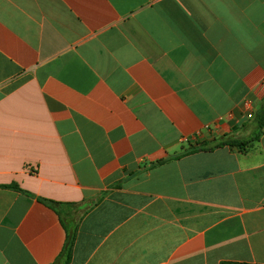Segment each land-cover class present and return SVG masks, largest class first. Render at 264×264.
Here are the masks:
<instances>
[{
	"label": "crops",
	"instance_id": "1",
	"mask_svg": "<svg viewBox=\"0 0 264 264\" xmlns=\"http://www.w3.org/2000/svg\"><path fill=\"white\" fill-rule=\"evenodd\" d=\"M263 100L264 0H0V264H264Z\"/></svg>",
	"mask_w": 264,
	"mask_h": 264
},
{
	"label": "trees",
	"instance_id": "2",
	"mask_svg": "<svg viewBox=\"0 0 264 264\" xmlns=\"http://www.w3.org/2000/svg\"><path fill=\"white\" fill-rule=\"evenodd\" d=\"M254 120H255V124H256V129H258V133L256 134V136L254 137L253 140H257L259 138V135L262 132L261 130L264 126V100L259 105L258 110L254 113ZM249 142L250 141L239 142L237 140L230 139L229 137H221L219 140L215 141L211 145H209L207 143L190 144L187 147L183 148L182 151L178 155L170 157V158L165 159V160L158 161L154 165L163 164L168 160L177 159V158L187 156L190 154H194V153H197L200 151H211L215 148H220V147H224V146L242 147ZM99 200L100 199L97 198L95 201H93V203H90V204L84 206V212H87L90 209H92L95 205L98 204ZM42 203L55 212H57L58 207L61 206V204L56 203V202H51V201H42ZM66 232H67V236H66V243H65L64 250H63L62 254L56 259V261L53 264H60L61 260H64L63 261L64 263H67L69 261V255H70V250H71V247L73 244L74 234L71 230H68V231L66 230ZM221 264H242V263L224 262Z\"/></svg>",
	"mask_w": 264,
	"mask_h": 264
}]
</instances>
